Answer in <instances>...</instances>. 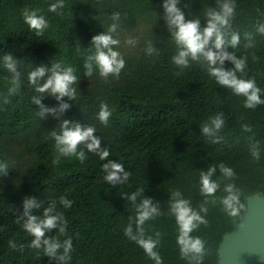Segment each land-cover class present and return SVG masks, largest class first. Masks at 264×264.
I'll return each instance as SVG.
<instances>
[{
	"label": "trees",
	"instance_id": "1",
	"mask_svg": "<svg viewBox=\"0 0 264 264\" xmlns=\"http://www.w3.org/2000/svg\"><path fill=\"white\" fill-rule=\"evenodd\" d=\"M58 2L0 0V163H7L9 167L6 176L0 173V264H55L44 256L42 249L30 247L34 237L16 223L15 209L23 210L25 197L42 200L43 207L51 200L57 202V210L68 222L67 235H59L58 230L47 235L58 236L61 242L72 237L73 250L68 264H156L142 247L125 235L129 223L135 231L136 204L146 197L152 198L160 204L161 214L145 222V235L155 239L156 233H160L155 251L163 264H189L181 258L177 243L179 226L169 209V201L176 191L196 210L205 199L209 201L207 225H201L191 235L206 242L208 254L203 264H217L223 235L236 228L244 213L230 217L224 211L219 202L226 195L224 185L234 183L244 205L247 195L258 192L264 196V104L246 108V97L217 83L202 62L190 61L187 68L177 67L172 57L178 48L171 33L152 43L158 55H148L146 45L111 87L103 83L95 90H76L74 101L65 97L72 107L60 120L55 118L51 124L55 127H50L47 136L31 144L33 154L23 171L9 159L7 145L16 141V135L39 128L50 115L41 119L39 107L32 102L33 96L41 95L27 81L35 67L51 68L55 61L64 67H73L78 80L98 76L95 66L93 74L87 76L84 64L94 52L92 37L108 31L114 23L113 13L120 14L118 23L125 26L132 24L137 14L158 18L165 15L164 0H64L63 8L49 11L50 5ZM222 2L192 0L182 10L189 19L200 18L204 27L207 9L219 10ZM234 2L235 16L229 31L240 34V43L228 50L238 58L247 57L244 72H238L237 76L254 79L264 100V34L257 31L264 24V0ZM25 9L36 10L48 21L49 26L41 35L37 36L25 23ZM245 33L251 34L252 47L246 46ZM8 53L20 60L22 86L14 95L9 94L12 74L3 66V55ZM225 63L227 68L234 67L230 62ZM5 98L9 103H4ZM42 103L58 106L47 94ZM101 104H107L111 112L107 125L98 118ZM221 113L224 125L217 135L223 140L213 143L212 137L201 134V127ZM63 119L95 127L102 147L109 149L107 159L101 160L99 155L80 145L78 150L86 153L83 163L75 156H62L54 164L58 153L51 131H59ZM244 125H249L252 131H244ZM257 142L258 161L251 154ZM108 160L122 163L131 173L125 183L113 187L104 180L107 173L103 165ZM221 163L234 170V179L222 177ZM213 166L216 167L213 179L222 181L221 188L214 197H205L200 191V173ZM139 189L144 194L138 196L136 204L121 196ZM61 197L71 200L72 207H63L59 203ZM212 200L216 203H211ZM33 214L40 213L34 210ZM10 240L16 249L10 247Z\"/></svg>",
	"mask_w": 264,
	"mask_h": 264
},
{
	"label": "clouds",
	"instance_id": "2",
	"mask_svg": "<svg viewBox=\"0 0 264 264\" xmlns=\"http://www.w3.org/2000/svg\"><path fill=\"white\" fill-rule=\"evenodd\" d=\"M180 0H164L163 7L165 9L164 20L166 21L168 30L174 37L178 48L176 55L172 57L173 63L183 69L190 66V61L202 62L210 76L214 77L221 86L231 88L236 95L246 97L244 106L246 108H255L260 104H264L261 99V89L256 85L254 79H241L237 73H243L247 65V57L238 58L229 48H236L240 43V34L238 32L229 31L231 28V20L235 16L234 0H223L219 4V10L216 8H208L205 13L207 21L206 26H201L200 18L186 19L184 11L177 5ZM64 7V0L50 5L49 11L56 12L58 8ZM24 21L29 27L36 31L37 36L49 26L48 21L43 15H39L36 10L29 11L25 9L23 12ZM120 14L113 13L112 23L107 32L92 37L91 45L94 46V52L87 56L84 68L86 75L91 76L94 66L98 69L99 74L105 80L110 76L119 78V75L125 67V59L121 53L114 50L119 46L120 41L113 37L117 33L119 27ZM264 34V24L257 29ZM245 39L248 41L247 47L253 46L251 34L245 33ZM128 44H135L136 41L129 39ZM146 52L148 55L157 54L158 50L148 42ZM19 61L11 53L3 55V66L12 74L11 87L9 94H16L22 86L21 73L18 70ZM234 65L227 68L225 62ZM75 69L71 66L64 67L61 63L53 61L51 68L48 66L35 67L28 74L27 81L30 87L34 88L36 93L41 95L33 96L32 102L39 107L38 115L41 119H46L48 114L60 120L61 116L72 107L65 101V97L69 101L76 99V88L73 87L77 83ZM53 97L58 106L48 107L42 103L44 95ZM4 103H9L5 98ZM111 112L107 104H101L98 114L99 120L107 125ZM224 125L223 114L210 118V122L205 123L202 129V135L213 138V143H220L223 137H219L217 133ZM59 131L52 130L51 136L55 140V149L58 155L53 161L58 164L60 157L75 156L81 163L86 159V153L78 150L80 145H84L89 152L99 155L101 160H106L110 152L107 146L102 147L100 137L95 135V127L82 125L79 122H72L68 119L60 121ZM244 131L251 132L249 125L243 126ZM251 154L255 160L260 159L259 144H254L251 148ZM222 177L232 180L236 177V173L230 167L223 163L219 165ZM103 170L107 173L104 180L115 187L117 184L125 183L131 176L126 171L124 165L117 161L108 160L103 165ZM9 167L7 163H0V173L3 176L8 174ZM216 173V167H210L206 171L200 173V191L205 197H214L216 192L220 190L222 181L213 179ZM226 193L220 199L224 211L230 217H236L241 211L247 212L245 205L241 203L240 190L234 183H227L223 187ZM144 194L143 189L128 195H121L124 199L130 200L136 204L138 196ZM59 203L65 208L72 207V201L61 197ZM205 201L199 206V210L191 206V202L184 199L182 193L176 191L172 194L169 201L170 212L176 217L179 226V235L177 243L180 246L181 258L187 259L189 264H203L204 257L208 254L206 242L199 236H192L191 233L198 230L201 225H207L205 218L208 213ZM211 203H216L212 200ZM22 211L15 209L16 223L21 225L23 230L30 236L34 237L30 247L33 249H42L44 256L55 264H68L71 260V252L73 250L72 237H67L60 241L58 236H49L48 233L58 230L59 235H67L68 222L63 213L57 210V202L51 200L47 207H43L42 200L36 197H25L22 204ZM42 209V212H41ZM34 210L40 214H33ZM135 231H133L132 223H129L125 229V235L135 241L142 247L148 257L156 262L163 264V260L159 253L155 251L159 244L160 233H156V238L146 236L144 224L146 221L161 214V206L158 202H154L152 198L146 197L139 204H136ZM131 220V217H130ZM78 235V234H77ZM10 247L16 249L14 241H9ZM63 250L62 252L60 250Z\"/></svg>",
	"mask_w": 264,
	"mask_h": 264
},
{
	"label": "rangeland",
	"instance_id": "3",
	"mask_svg": "<svg viewBox=\"0 0 264 264\" xmlns=\"http://www.w3.org/2000/svg\"><path fill=\"white\" fill-rule=\"evenodd\" d=\"M90 1L96 2L98 0ZM190 2H192V0H180V3L177 6L182 9L185 3ZM128 10L132 9L129 8ZM184 13L186 19H189V15L185 11ZM170 33L171 30H168L164 18L154 17L152 15L137 14L134 16L133 22L129 26L119 23L117 33L113 34V37L120 41L119 46L114 47V50L119 51L126 62L125 67L121 72L128 70L130 61L142 52L143 48L149 41H151V43L156 42L157 40L159 41L162 35H169ZM129 39L136 41V43L128 44L127 41ZM168 41L172 40L170 39ZM119 78L110 76L107 80H105L99 74L95 77L77 80V83L74 84L73 87H75L76 90H95L103 83H106L108 87H111L112 84L117 82ZM54 122L55 117L50 114L39 128L33 129L32 132H22L17 134L16 141L7 145L8 157L11 162L16 164V166H19L23 171L25 163L29 160L31 154H33V151L30 149L31 144L39 137L47 136L49 134L50 127H55L54 125H51Z\"/></svg>",
	"mask_w": 264,
	"mask_h": 264
},
{
	"label": "water",
	"instance_id": "4",
	"mask_svg": "<svg viewBox=\"0 0 264 264\" xmlns=\"http://www.w3.org/2000/svg\"><path fill=\"white\" fill-rule=\"evenodd\" d=\"M245 208L236 228L223 235L217 264H264V196L247 195Z\"/></svg>",
	"mask_w": 264,
	"mask_h": 264
}]
</instances>
